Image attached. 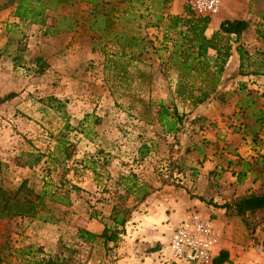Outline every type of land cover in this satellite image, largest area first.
Returning <instances> with one entry per match:
<instances>
[{
  "label": "rangeland",
  "instance_id": "374dc122",
  "mask_svg": "<svg viewBox=\"0 0 264 264\" xmlns=\"http://www.w3.org/2000/svg\"><path fill=\"white\" fill-rule=\"evenodd\" d=\"M47 1L54 4L57 0ZM123 1L114 2L121 5ZM190 1L186 5L190 6ZM238 1L244 3L250 17L264 8V0ZM4 3L0 0V98L11 93L13 97L0 105V187L13 190L25 183L26 188L38 193L48 184V189L55 190L53 184L64 175L80 191L74 192L69 186L60 189L61 193L70 190L69 206L47 202L54 210L55 224L19 217L0 219L1 264H25L24 259L31 257L26 256L27 251L38 257L56 254L57 264H88L90 258L99 257L100 247L76 242L77 230L90 219L102 223V217H107L114 206H134L133 192L126 191L125 178L129 175L155 192L169 188L184 200L196 199L205 206L264 194V140L258 146L250 142L246 155H240L226 140V132L232 127L243 137L242 129L253 122L238 105L247 91L256 105L264 107V88L258 87L263 83L257 86L253 81L255 88L244 81V93L237 84L236 92L230 93L237 100L235 110L232 104L226 105L231 98L222 101L219 95L205 109L192 108L177 98L173 88L178 72H165L166 63L160 61V56L166 55L158 44L163 30L160 27L162 33L153 40L146 27L154 22L152 14L158 12L152 8L148 16L140 9L138 14L144 17L134 22L117 20L120 30L130 27L157 49L146 43L149 51L144 60L150 83L127 90L107 72L105 55L116 48L104 31L90 29L91 7L82 0H64L63 6L47 10L42 25L14 18V9ZM262 23L260 19L254 26L258 29ZM257 40L260 44L251 38L253 48L247 54L251 63L260 62L258 53H264V41ZM250 66L252 70L260 68L259 64ZM140 99L154 103L163 100L176 106L191 123L173 139L157 124L154 107L147 109L146 103L138 102ZM65 124L70 130H63ZM59 131L66 133L64 138L70 144L71 156L63 163L66 172L62 167L52 171L46 161ZM38 154L44 157L34 164L33 156ZM85 159L95 162L94 171L75 163ZM26 162L33 166L29 168ZM239 172L245 173L242 182L237 181ZM164 181L177 186H164ZM188 212L200 213L195 207H188L185 214ZM226 215L239 220L248 231H254L264 219V212L236 217L229 211Z\"/></svg>",
  "mask_w": 264,
  "mask_h": 264
},
{
  "label": "trees",
  "instance_id": "16d2710c",
  "mask_svg": "<svg viewBox=\"0 0 264 264\" xmlns=\"http://www.w3.org/2000/svg\"><path fill=\"white\" fill-rule=\"evenodd\" d=\"M115 0L106 2L105 0H82V2L91 7L90 29L98 32H105V37L109 39V43L116 50L109 55H105L106 70L112 75L113 81H119L127 90H138L147 82L150 83L151 76L145 70V54L149 48L157 50L152 46L145 37L134 32L130 27L120 30L117 27V20L125 24L134 22L135 18L144 17L138 12L142 9V13L151 15L152 8L157 9V13L152 14L153 23L147 24V28L154 27L163 30V36L159 40V49L163 50L166 55L160 56V61H165L167 72L174 69L178 72V79L174 84L173 94L184 102H188L192 108H197L206 102L210 96L219 92V80L224 70V65L231 55L232 43L236 44L234 49L239 55L240 64L236 75H261L264 76V53H258L262 58L260 62H252L244 48L238 44L241 35L247 29L245 20L223 21L220 24L219 30L213 34L211 38L204 35L207 25L210 22L208 16L195 15L188 5L185 7L184 16H163L162 10L172 0H124L122 4L114 2ZM64 0H57L51 4L47 0H5L4 6L14 9V18L22 22H30L35 25L45 23L46 11L57 6H63ZM262 20L260 28L256 30L258 38L264 41V8L258 14ZM262 28V30H261ZM50 30H47L49 32ZM224 35L232 37L233 42H223ZM146 43L151 45L149 48ZM215 50L216 57H210L208 50ZM251 64H259L260 68L251 69ZM44 68H42L43 70ZM245 83H240V92L244 93ZM143 93L145 89H140ZM250 92L240 100L239 108L248 119L253 122L249 126H245L243 133L250 137L252 143L258 146L262 143L259 133L264 127V107L258 108L256 100L251 98ZM13 97V94H8L0 98V105ZM51 100V98H49ZM143 105L146 103L147 109L154 107L153 114L156 117L157 124L162 128L164 133L177 139L178 134L185 129L186 123H191L188 115L180 113L176 106L169 105L163 100L154 103L148 99L146 102L140 99ZM154 117V118H155ZM82 124V123H80ZM69 124H65L64 131L70 130ZM84 132V130H82ZM66 133L59 131L55 136L56 145L53 151L46 158L49 162V169L57 172L59 167L66 172L63 163L68 161L71 156L70 144L65 140ZM177 142V141H176ZM253 145V146H254ZM56 155L62 156L58 159ZM44 154L33 156V163L41 162ZM82 169H90L94 171L95 162L93 160H81L75 162ZM26 166L31 168L32 162H26ZM179 166V165H178ZM180 173V171L178 170ZM169 177H172L169 172ZM245 177L244 172L237 174V181L242 182ZM58 183H54L53 189L47 188L48 184H44L43 188L38 192L26 188L25 183L18 188L8 190L0 187V219L8 218H27L36 220L42 223L55 224L57 222L54 210L48 206L47 202H55L64 206L71 204L69 194L70 190L61 193L60 189H67L68 186L74 192L80 191L75 185L69 184L62 175ZM53 182V181H52ZM132 182V183H131ZM126 191H131L134 194V206L132 208H121L114 206L107 217H102L104 229L101 234H93L85 229L77 230V239L84 244H91L100 240L105 250H108V245L119 242L121 235L124 233L125 225L130 220V216L135 211L136 206L141 205L145 200L156 191V189L148 187L146 184L139 182L135 175H129L125 178ZM172 183L173 180H172ZM167 181L162 182L165 185H171ZM174 185V184H172ZM177 186V185H174ZM121 198V197H119ZM201 200V199H200ZM215 208L225 209L226 212L232 211L235 216H244L248 213L255 214L264 212V194L249 195L234 200L232 203L223 205L212 204ZM91 218L95 215L91 214ZM264 223V219H263ZM26 256L30 258L24 259L25 264H57L58 255L45 254L41 257L35 255L34 252L27 251ZM2 259L0 258V264ZM228 253L221 251L214 258L213 264L228 263Z\"/></svg>",
  "mask_w": 264,
  "mask_h": 264
},
{
  "label": "crops",
  "instance_id": "0c3cea01",
  "mask_svg": "<svg viewBox=\"0 0 264 264\" xmlns=\"http://www.w3.org/2000/svg\"><path fill=\"white\" fill-rule=\"evenodd\" d=\"M186 2H188V0L170 1L166 8L162 10L163 16H184ZM246 15V6L244 3H239L238 0H223L219 11L210 17V22L206 27L204 35L207 38H211L213 34L219 30L220 24L223 21L245 20L247 29L241 35L238 44H240L247 53H250L253 48L251 46V38L256 44H260L259 40H257V36L254 35L260 19L258 15L254 17L248 16L249 14ZM255 23L257 24L256 26H254ZM159 31L160 28L149 27L148 34L154 40L162 33ZM230 40H232V37L224 35V43H231ZM234 47L235 45L232 44L231 55L226 61L224 70L220 76L218 86L219 92L210 96V98L202 105L198 106V108L205 109L206 107H211L213 105L212 103L215 102L214 97L216 98V95H219V97L221 96V99H224H222V101L229 100L231 98L230 93L236 92L237 84L244 83V81L249 82L248 86H250L251 83L253 84V81H255L257 86L258 83H263L262 85H264V76L236 75L240 59ZM208 55L215 58L216 51L210 49L208 50ZM257 78L262 79V82ZM253 86L257 88L255 84H253ZM258 87L264 88V86ZM236 103L237 100L231 98L226 102V105L232 104L231 107L235 110ZM256 106L258 108H263L258 105ZM234 128L235 127H232L228 130V133L226 132V140H228V144L235 148L236 151L246 155L250 150V142L252 141L250 137L246 135L242 137V135L234 133L236 132ZM259 137L262 141L264 140V127L260 131ZM193 200L197 201L192 198L184 200L181 194L169 188H163L151 194L138 211L132 214V218L125 225L124 233L119 242L114 245L110 243L108 245V250H105V252V248L100 240L91 244H84L78 239H76V242L80 246L94 245L100 247L101 255L96 258H90L88 264H173L169 246L171 234L184 217L186 209L188 207H195V209L202 214V217L209 218L211 216V220L214 224L221 229L222 237L220 240L219 252H227L229 258V262L224 264H264V223L257 226L254 231H248L244 225H241L239 220L228 217L225 209L213 208L210 205H201L199 201L195 202ZM80 227L97 235L101 234L104 229L101 221H96L95 219L84 222ZM46 251L50 250L46 249ZM50 252H53V250Z\"/></svg>",
  "mask_w": 264,
  "mask_h": 264
},
{
  "label": "built area",
  "instance_id": "2783aa9c",
  "mask_svg": "<svg viewBox=\"0 0 264 264\" xmlns=\"http://www.w3.org/2000/svg\"><path fill=\"white\" fill-rule=\"evenodd\" d=\"M191 11L197 16L216 14L222 0H191ZM221 230L210 218L188 212L171 234L169 246L173 264H213L219 255Z\"/></svg>",
  "mask_w": 264,
  "mask_h": 264
}]
</instances>
